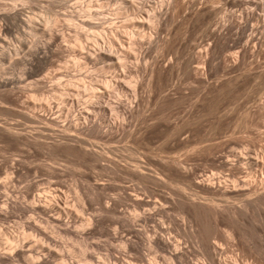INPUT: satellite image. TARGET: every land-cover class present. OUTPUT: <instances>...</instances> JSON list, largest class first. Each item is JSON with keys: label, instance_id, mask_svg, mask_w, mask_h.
Instances as JSON below:
<instances>
[{"label": "rangeland", "instance_id": "obj_1", "mask_svg": "<svg viewBox=\"0 0 264 264\" xmlns=\"http://www.w3.org/2000/svg\"><path fill=\"white\" fill-rule=\"evenodd\" d=\"M134 1H143L149 7L133 15L121 11L123 4L117 0H0V210L7 212V217L0 221V254L19 251L21 247L26 253L14 257L10 264H144L139 261L144 253L142 234L152 235L158 228L171 241L173 238L177 246L184 245L180 249L190 255L188 259L194 264L211 262L203 256L216 245L219 252L216 250L214 258L218 257L223 264L227 262L225 258L234 264H256L258 258H264V15H261L264 0H179L171 3V9L167 0ZM161 5H165V10L160 24L154 26L158 30L153 27L144 34L141 32L144 38L137 37L139 44L131 46L130 37L139 31L131 22L136 16L147 21L149 8ZM153 32H157L159 39ZM102 42H114V49L122 55L130 52L124 66L100 60L96 49ZM139 53L144 58L138 57ZM152 70L159 74L158 79H150ZM93 90L100 96L102 107L108 110L103 113L89 110L92 120L98 117L90 130L83 128L79 118L93 100ZM116 107L117 110L112 109ZM63 137L86 140L84 148H97L98 151L91 148L94 153L103 151L104 158L100 153L99 158L109 165L83 155L75 142H66ZM134 151L140 156H135ZM245 151L254 155L251 158L257 159L258 166L242 163L250 158ZM113 153L117 156L112 160ZM130 153L134 154L133 160L128 158ZM119 156L122 162L128 159V163L124 161L127 167L120 165ZM160 159L168 162L164 164ZM95 161L101 162L103 169ZM142 163L149 167L144 168ZM130 164H139L140 168L136 167L150 175L157 174L158 180L140 174L144 173L142 170L138 173L136 167L137 172L131 171ZM180 171H186L194 182L208 180L215 182L216 187L237 188L228 195L201 191ZM191 194L197 198L196 195L191 198ZM52 196L60 199L64 213L55 207L54 211L49 201ZM7 197L15 206L7 207ZM176 197L183 202L179 203ZM188 198L222 209L219 211L225 222H215L210 214L202 220L190 216ZM37 200L41 201L43 211L32 213L25 209ZM210 200L211 203L206 202ZM167 201L171 208L165 205ZM226 205L228 209L231 207L230 212L241 208L243 214L236 216L223 211L227 210ZM145 210L150 213L148 221H139L146 216ZM138 215L142 216L136 218ZM119 216L127 221L129 217L135 218L137 229L141 222L144 229L141 226L142 229L131 233L129 224ZM59 217L61 221L56 222ZM92 217L98 218L94 221ZM117 218L121 220L118 225L123 222L128 225L118 226ZM30 223L46 231L52 241L45 242L37 236L29 229ZM199 223L203 228V245L191 233ZM234 226L238 233H233V239L230 236ZM143 230L145 233H140ZM211 231L217 232L213 238ZM120 239L135 240L134 248L126 249ZM28 242L35 247L41 243L52 254L36 249L35 255H31ZM260 250L263 256L258 254ZM216 253L219 255L215 256ZM158 256L151 254L146 262L151 264L155 259L152 264H168Z\"/></svg>", "mask_w": 264, "mask_h": 264}, {"label": "bare ground", "instance_id": "obj_2", "mask_svg": "<svg viewBox=\"0 0 264 264\" xmlns=\"http://www.w3.org/2000/svg\"><path fill=\"white\" fill-rule=\"evenodd\" d=\"M117 1H120V3H121V5H122V8H121V11H124V12H127V14L128 13H132L133 15H135L138 11H140V9H142V8H148L149 6H146V3H137L136 1H134V0H117ZM178 1L179 0H167V4L168 3H170L169 4V6H168V8L169 9H171V7L173 6V5H171V3L173 4V3H178ZM147 2V1H146ZM187 2V1H186ZM263 3H264V1H262ZM166 3V2H165ZM262 3V4H263ZM167 4H165V5H167ZM214 4V3H213ZM165 5H161L160 7L158 6L157 8H149L150 9V14L148 15V20L146 21L145 20V18H144V20L142 19V17H138V19H137V16L135 17L136 18V20H135V18H134V20L131 22V23H133V27L134 28H136L137 30H139L138 32H135L134 34H133V36L132 37H130V45L131 46H135V45H138L139 43L137 42V37H143L144 38V36H142L140 33L142 32V34H144V33H146L147 31H149L150 29H152L154 26H156V25H158V23H159V20H161L160 18L161 17H163L162 16V14H164L163 13V11L165 10ZM171 6V7H170ZM167 7V6H166ZM261 7L262 8H264V5H261ZM174 9V8H173ZM196 9V8H195ZM199 9H201V8H199ZM177 9H174V11H176ZM148 11V10H147ZM166 12V11H165ZM169 12V11H168ZM167 12V13H168ZM244 12V11H243ZM246 12V11H245ZM264 12V11H263ZM262 12V13H263ZM139 13V12H138ZM147 13V12H146ZM170 13V12H169ZM176 13V12H175ZM216 13V12H215ZM242 13V12H241ZM247 13H248V11H247ZM140 14V13H139ZM148 14V13H147ZM205 14V13H204ZM2 15V14H1ZM0 15V16H1ZM4 15V14H3ZM14 15V14H13ZM166 15H168V14H166ZM252 15V14H251ZM261 15H264V14H261ZM9 16V15H8ZM247 20H250L251 19V17L249 16V13L247 14ZM4 17H5V15H4ZM3 17V18H4ZM214 17H216V15L214 16ZM242 17V16H241ZM166 19V18H165ZM214 19V18H213ZM25 21V20H24ZM28 21V20H27ZM86 21V20H85ZM84 21V22H85ZM163 22H164V20H162ZM4 22V21H3ZM30 22V21H29ZM83 22V21H82ZM162 22V23H163ZM211 22H213V21H211ZM211 22H209L210 23V25H211ZM5 23V22H4ZM81 23V22H80ZM86 24L88 23V22H85ZM29 24H31V23H29ZM160 24V23H159ZM88 25V24H87ZM90 25V24H89ZM9 26V25H8ZM81 26H82V23H81ZM162 26V25H161ZM226 27V26H225ZM232 27V26H231ZM243 27V26H242ZM6 28V27H5ZM133 28V29H134ZM154 28H156L157 29V27H154ZM240 28V27H239ZM213 29V28H212ZM224 29V28H223ZM222 29V30H223ZM251 29H253L252 27H251ZM155 30V29H154ZM158 30V29H157ZM48 31H49V28H48ZM47 31V32H48ZM169 31V30H168ZM252 31V30H251ZM250 31V32H251ZM132 32V31H131ZM219 32V31H218ZM255 32V31H254ZM156 34L157 32H153V34ZM244 33V32H243ZM262 33V32H261ZM148 34H150V33H148ZM152 34V33H151ZM150 34V35H151ZM252 34V33H251ZM251 34H248V35H251ZM256 34H257V32H256ZM220 35V34H219ZM247 35V36H248ZM253 35H254V33H253ZM152 36H154V35H152ZM156 36L157 37H155V38H158V35L156 34ZM258 36V35H257ZM260 36V35H259ZM114 38H115V36H113ZM117 37V36H116ZM147 35H146V39H147ZM238 37V36H237ZM249 37V36H248ZM247 37V38H248ZM253 37H255V36H253ZM259 38V37H258ZM113 39V38H112ZM149 39H152V37L150 38V36H149ZM159 39V38H158ZM162 39H164V38H162ZM168 38H166V40H167ZM170 39V38H169ZM250 39H251V37H250ZM260 39V38H259ZM154 40V39H153ZM114 41V40H113ZM250 41V40H249ZM161 42V41H160ZM165 42V41H164ZM167 42V41H166ZM169 42H171V41H169ZM114 43V42H113ZM113 43H104V42H102V43H99V45L97 46V52H98V54H99V57H100V60H105V61H107V62H110V63H114L115 65H119V66H124L123 64H125L124 63V61H125V59L127 58V56L130 54V52H126V54L125 55H122L123 53H120V51L119 50H117V49H114V47H113ZM245 43H248V41L246 42L245 41ZM24 44V43H23ZM152 44V43H151ZM164 44V47L166 46L165 44L166 43H163ZM162 44V45H163ZM168 44V43H167ZM149 45V44H148ZM159 45H161V43L159 44ZM157 46V45H156ZM242 46L244 47V45L242 44ZM27 47V46H26ZM153 47V46H152ZM158 47V46H157ZM230 47H232V46H230ZM28 48V47H27ZM133 48V47H132ZM156 48V47H155ZM158 48H161V47H158ZM163 48V47H162ZM38 49V48H37ZM143 49V48H142ZM164 49V48H163ZM166 49V48H165ZM199 49V48H198ZM197 49V50H198ZM160 50V49H159ZM162 50V49H161ZM160 50V51H161ZM39 51V50H38ZM131 51H133V50H131ZM135 51V50H134ZM147 52H148V50H146ZM150 51V50H149ZM199 51V50H198ZM161 52H164V51H161ZM145 53V52H144ZM143 53V54H144ZM201 53V52H200ZM146 54V53H145ZM164 54V53H163ZM207 54V53H206ZM34 54L32 53V56H33ZM139 56L138 57H141L140 56V53L138 54ZM35 56V55H34ZM158 56V55H157ZM202 56V55H201ZM143 57V56H142ZM141 57V58H142ZM144 58V57H143ZM154 58V57H153ZM128 59V58H127ZM140 59V58H139ZM155 60V59H154ZM157 60V59H156ZM170 61H171V59H170ZM218 61V60H217ZM154 62V61H153ZM157 62H158V60H157ZM155 64V63H154ZM156 64H158V63H156ZM153 66H155V65H153ZM152 66V67H153ZM192 66H195V65H193L192 64ZM201 66V65H200ZM203 67V66H202ZM155 67H153L152 69H154ZM199 68L197 67V70H198ZM151 70V69H150ZM171 74V73H170ZM151 75H152V77L150 78L151 80H152V78H155V79H158V77H159V74L158 73H156V72H153V70H152V73H151ZM206 76V75H205ZM149 79V80H150ZM118 82H119V80H118ZM176 83H174V85H175ZM147 85H149V84H147ZM109 86V85H108ZM107 86V87H108ZM123 87V86H122ZM148 87V86H147ZM150 87V86H149ZM151 89H152V87H151ZM85 90V89H84ZM95 90V89H94ZM93 90V91H94ZM106 90V89H105ZM96 91V90H95ZM91 92L92 94H93V97H92V99L93 100H91L90 102H88V106H87V110H86V112H84L83 113V115H81V117L79 118V120H81L82 121V124H83V128L85 127V128H88V129H92L93 128V126H95L96 125V120L98 119V117H97V119H95V121L94 120H92V115H91V113L89 112V110H92V112H95V111H98V112H106L107 110H108V108H104V107H102V104H101V101L99 100V97L100 96H97V91L96 92ZM135 94V93H134ZM91 99V98H90ZM89 101V100H88ZM86 105H87V102L85 103ZM113 110H117V107L116 108H112ZM111 109V110H112ZM97 113V112H96ZM93 116H94V113H93ZM117 116H119V115H117ZM95 117V118H96ZM120 117V116H119ZM125 117V116H124ZM121 118L123 119V116L121 115ZM121 119V123L123 122V120ZM133 119V118H132ZM114 120V119H113ZM119 120V119H118ZM120 121V120H119ZM126 121V120H125ZM124 121V122H125ZM80 122V121H79ZM113 122V121H112ZM117 122V121H116ZM113 123H115V122H113ZM100 124V123H99ZM81 125V124H80ZM109 125L111 126V124H108V127H109ZM112 125H114V124H112ZM118 125H119V123H118ZM99 126V125H98ZM101 126V125H100ZM115 126V125H114ZM113 126V127H114ZM123 125H121V127H122ZM119 127V126H118ZM82 128V129H83ZM104 128V127H103ZM99 129V128H98ZM112 129V128H111ZM85 130V129H84ZM97 130V129H96ZM102 130V129H101ZM100 130H98V132H99ZM103 131V130H102ZM106 131H108V130H106ZM128 132V131H127ZM132 133V135H133V132H131ZM66 135H69V134H67V133H65ZM64 134V136H66ZM102 134V133H101ZM105 134V133H104ZM111 134V133H110ZM116 134V133H115ZM15 136L17 135V133L16 134H14ZM126 135V134H125ZM124 135V136H125ZM128 135V134H127ZM129 135H130V133H129ZM62 136V135H61ZM71 136V135H70ZM72 136H74V135H72ZM122 136V135H121ZM131 136V135H130ZM189 136V135H188ZM19 137V136H18ZM75 137V136H74ZM126 137V136H125ZM129 137V136H128ZM132 137V136H131ZM171 137V136H170ZM127 138V137H126ZM184 138V137H183ZM183 138H182V140H183ZM63 139L67 142V140H68V142L69 143H71V142H75L79 147L78 148H80V151L82 152V154L83 155H86V156H93V157H95L96 159L97 158H99V156L101 157V155H99V153L98 152H92L93 150L92 149H96L97 151H98V149L97 148H93V147H91V145L89 146V147H91L90 148V150H88V149H86V148H84V146H85V141H83V140H81V139H79V138H73V137H63ZM61 141V140H60ZM71 141V142H70ZM62 142V141H61ZM59 144H61V143H59ZM88 144H90V142L88 141ZM93 144H94V142H93ZM88 146V145H87ZM88 148V147H87ZM92 150V151H91ZM100 150H102V149H100ZM105 150V149H104ZM113 150V149H112ZM116 150V149H115ZM194 151H196V150H194ZM193 151V152H194ZM103 151H101V153L100 154H102V157L104 158V156H103V153H102ZM104 152H106V151H104ZM109 152V151H108ZM107 152V153H108ZM112 152V151H111ZM111 152H109V153H111ZM116 152V151H115ZM136 152L137 151H134V154H136ZM234 152V151H233ZM233 152H232V154H233ZM238 152V151H237ZM237 152H236V154H237ZM246 152V151H245ZM97 153V154H96ZM120 153V152H119ZM133 153V152H132ZM230 153H231V151H230ZM239 153H241V152H239ZM247 153H248V151L246 152V155L245 156H247ZM106 153H104V155H105ZM131 154V153H130ZM134 154L132 155L131 154V156L130 157H128L129 159L132 157V156H134ZM144 154V153H143ZM177 154V153H176ZM250 153H248V155H249ZM258 154V153H257ZM256 154V155H257ZM107 156H108V154H106ZM110 155V154H109ZM138 154H136L135 156H137ZM240 155V154H239ZM242 155H243V153H242ZM111 157H112V155H110ZM110 156H108L109 158H111ZM115 156V154L113 153V157ZM117 156V155H116ZM116 156H115V158H112V160L113 159H116ZM129 156V155H128ZM138 156H140V153H139V155ZM142 156V155H141ZM157 156V155H156ZM164 156V155H163ZM174 156V155H173ZM177 156H178V154H177ZM228 156H230V155H228ZM237 156H238V154H237ZM250 156V155H249ZM248 156V157H249ZM254 156V155H253ZM253 156H250V158H248V157H246V158H248V161H245V162H242L243 164L245 163L246 164V162L248 163V165L249 166H251V167H256V166H258L259 164H258V162H257V159L255 160V159H253L254 157ZM106 157V156H105ZM120 158V161H121V158H122V156H119ZM151 157H152V155H151ZM175 157V156H174ZM179 157H180V155H179ZM234 157V156H233ZM233 157H232V160L235 162L236 161V159L234 160L233 159ZM236 157V156H235ZM234 157V158H235ZM241 157V156H240ZM251 157H253V158H251ZM256 157V156H255ZM141 158V157H140ZM154 159H155V161H156V159H158L157 157L155 158V157H153ZM100 159V158H99ZM99 159H97V160H99ZM119 159H117L118 161V163L120 162L119 161ZM123 159V158H122ZM132 160H133V157L131 158ZM134 159H137L136 157L134 158ZM139 159V158H138ZM137 159V160H138ZM143 159V158H142ZM141 159V160H142ZM100 160H102V159H100ZM99 160V161H100ZM104 160V159H103ZM102 160V161H103ZM109 160V159H108ZM128 160V159H127ZM126 159H124V161H125V163H128V161H127ZM137 160H134L135 161V163L137 162ZM140 160V159H139ZM138 160V161H139ZM159 160V159H158ZM163 160V159H162ZM161 159H160V161H162ZM229 160V159H228ZM227 160V161H228ZM230 160H231V158H230ZM229 160V161H230ZM231 160V161H232ZM106 161V160H105ZM116 161V160H115ZM115 161H112V162H115ZM124 161L122 162H120V165H123V164H125L124 163ZM127 161V162H126ZM144 161V160H143ZM142 161V162H143ZM228 161V162H229ZM240 161V160H239ZM260 161V160H259ZM96 162V161H95ZM111 162V161H110ZM130 162V161H129ZM145 162V161H144ZM163 162V161H162ZM164 162L166 163V162H168L167 160H164ZM163 162V163H164ZM180 162V161H179ZM179 162H177V163H179ZM227 162V163H228ZM93 163V162H92ZM97 163V162H96ZM99 163V165L101 164V162H98ZM97 163V164H98ZM102 163H104V161L102 162ZM121 163H123V164H121ZM131 164L133 163L134 164V162L132 161V162H130ZM164 163V164H165ZM172 163V162H171ZM176 163V164H177ZM242 163H240V164H242ZM91 164V163H90ZM94 164V163H93ZM92 164V165H93ZM96 164V165H97ZM107 165V162H105L104 163V165ZM129 165V166H131L130 168H131V171H135V169L137 168L136 166H138L139 164H136L135 166L134 165ZM146 164V163H145ZM242 164V165H243ZM102 165V164H101ZM100 165V166H101ZM108 165H109V163H108ZM107 165V166H108ZM111 165V164H110ZM117 165V164H116ZM128 165V164H127ZM127 165L125 164V166L127 167ZM142 165H143V163H142ZM178 165V164H177ZM90 166V165H89ZM124 166V165H123ZM124 166V167H125ZM133 166H134V168H133ZM141 166V165H140ZM148 166V164H146V165H143V167L144 168H146V167ZM151 166V165H150ZM180 167H181V165H179ZM245 166V165H244ZM92 167V166H91ZM94 167V166H93ZM102 167V166H101ZM110 167V166H109ZM114 167V166H113ZM136 167V168H135ZM142 167V166H141ZM149 167V166H148ZM175 167H176V165H175ZM178 167V166H177ZM183 167H184V165H183ZM132 168L134 169V170H132ZM138 168H140L139 166H138ZM137 168V171L139 170ZM151 168V167H150ZM149 168V169H150ZM179 168V167H178ZM185 169H186V167H184ZM102 169H103V167H102ZM117 169V168H116ZM116 169H115V171H116ZM123 169V168H122ZM147 169V168H146ZM181 169V168H180ZM184 169V170H185ZM257 169V168H256ZM107 170V169H106ZM105 170V171H106ZM127 170H129V169H127ZM126 170V171H127ZM140 170H142V169H140ZM138 171V173L139 172H144V173H140V174H146V175H150V174H148L147 172H146V170L144 171V170H142V171ZM188 169H186V171H187ZM108 171H112V169L110 170H107L106 172H108ZM119 171V170H118ZM137 171H135V172H137ZM150 171H152V169H150ZM186 171H184V172H186ZM113 172V171H112ZM146 172V173H145ZM181 172V171H180ZM184 172H181V174L183 175V176H185L186 178H188L190 181H191V183L193 184V186H195V188H197V189H199V190H201V191H208V192H219V193H221V194H223V195H228V194H231L234 190H235V188H237V187H235L234 188V190H232L231 189V187L230 188H228V187H216L215 185H214V183L212 184L211 182H213V181H211V182H209L208 180H202V181H199L198 180V178H197V180L198 181H193L186 173H184ZM188 172V171H187ZM137 173V174H138ZM117 174H118V172H117ZM155 174H156V172H155ZM142 176V175H141ZM150 176H155L154 178H157L156 176H157V174L156 175H154V173L153 174H151ZM160 176V175H159ZM158 176V177H159ZM143 177V176H142ZM162 176H160V178H161ZM206 177H208V176H206ZM211 177H212V175H211ZM214 177H216V176H214ZM132 178V177H131ZM148 178V177H147ZM203 178V177H202ZM213 178V177H212ZM218 178V177H217ZM162 179H163V177H162ZM161 179V180H162ZM196 179V178H195ZM194 179V180H195ZM206 179V178H205ZM215 179V178H214ZM219 179V178H218ZM157 180H158V178H157ZM160 179H159V181H161ZM201 180V179H200ZM221 181H222V179H220ZM151 181H153V179L151 180ZM162 181H164V180H162ZM161 181V182H162ZM215 181V180H214ZM10 182V181H9ZM220 182V181H219ZM222 182H224V181H222ZM228 182V181H227ZM227 182H224V183H227ZM238 182V181H237ZM245 182H246V180H245ZM245 182H243V183H245ZM251 182V181H250ZM159 183V182H158ZM163 183H166L165 181L163 182ZM236 183V182H235ZM156 184V183H155ZM177 184V183H176ZM219 184V183H218ZM221 184V183H220ZM220 184L218 185V186H220ZM236 184H238V183H236ZM241 184V183H240ZM246 184V183H245ZM157 185V184H156ZM187 185V184H186ZM190 185V184H189ZM222 185V184H221ZM228 185V184H227ZM243 185V184H242ZM2 186H3V183H2ZM5 187H4V189L6 188L7 189V184H5L4 185ZM188 186V185H187ZM238 186V185H237ZM0 187H1V185H0ZM146 187V186H145ZM144 187V188H145ZM179 187H181V186H179ZM183 187H184V185H183ZM238 187H240V185L238 186ZM245 187V186H244ZM243 187V188H244ZM247 187V186H246ZM144 188H142V189H144ZM190 188V187H189ZM95 189V188H94ZM170 189H171V187H170ZM173 189V188H172ZM184 189H186V188H184ZM240 189H242V188H240ZM93 190V189H92ZM182 191H183V189H181ZM186 190H188V189H186ZM186 190H184V192L186 191ZM192 190V193H194L193 192V188L191 189ZM238 190V189H237ZM143 191V190H142ZM168 191V190H167ZM190 191V190H189ZM195 191V190H194ZM197 191V193H198V190H196ZM191 192V191H190ZM238 192V191H237ZM187 193V192H186ZM196 193V192H195ZM263 194H264V192H263ZM133 195V194H132ZM135 195V194H134ZM169 195V194H168ZM168 195L166 196V197H168ZM192 195V194H191ZM191 195H186V196H191ZM194 195H196V194H193L192 196H191V198L194 196ZM8 196V195H7ZM131 196V195H130ZM181 196V195H180ZM233 196V195H232ZM49 198H50V196H48ZM138 197V196H137ZM148 197V196H147ZM169 197H172V196H169ZM182 197V196H181ZM194 197H196L197 198V195L196 196H194ZM194 197H193V199H194ZM229 197V196H228ZM257 197H259V196H257ZM140 198V197H139ZM173 198V197H172ZM190 198V199H191ZM226 198V197H225ZM263 198V197H262ZM39 199V198H38ZM47 199V198H46ZM136 199V198H135ZM179 200V203L180 202H183V200H181L180 201V198H178V197H176V200ZM183 199V198H182ZM189 198H188V200H190ZM132 200V199H131ZM144 200V199H143ZM142 200V201H143ZM259 200V199H258ZM49 201H51V205L53 206V209H54V211H55V208L57 209V210H59V213H64V210L60 207L61 206V201H60V199H58L57 197H54V196H52L51 197V200H49ZM136 201V200H135ZM137 201H138V198H137ZM146 202H148L147 200H145ZM153 201V200H152ZM156 201V200H155ZM173 201V200H172ZM211 201L212 200H210V201H206V202H209V203H211ZM260 201V200H259ZM38 202V203H37ZM41 201L40 200H37L36 202H34L31 206L29 205V206H27L25 209L27 210V211H29V212H32V213H35V212H41V211H43L42 210V208H41V206H40V203ZM48 202V201H47ZM111 202H112V200H111ZM114 202H118V201H114ZM122 202V201H121ZM151 202V201H150ZM156 202H159V201H156ZM155 202V203H156ZM185 202H187L188 203V201H185ZM184 202V203H185ZM262 202V201H261ZM6 205H7V207H11L15 202L13 201V200H10V197H7L6 198ZM50 202H48V204H49ZM133 203V202H132ZM154 203V202H153ZM153 203H151L152 204V206H154L153 205ZM161 203V202H160ZM175 203V202H174ZM176 203H177V201H176ZM178 203V204H179ZM184 203H181L182 204V206H183V204ZM187 203H185L186 205H187ZM249 203V202H248ZM251 203V202H250ZM249 203V204H250ZM258 203H260V202H258ZM134 204V203H133ZM137 204V203H136ZM144 204H148V203H144ZM189 206H190V208L189 209H187V213L190 215V216H193V217H196V218H198V220L200 219V220H202V219H204V215H206V214H208L207 216H210L211 215V217H213V219H214V221L215 222H219V223H223V222H225V218H224V215L222 214V209H219V210H221V211H219L218 210V208L217 209H215V207L213 208V205L211 204V205H207V206H209V207H207V206H205L207 203H205V205L204 204H202V203H200V202H198V201H196V200H190V202H189ZM213 204H215L214 203V201H213ZM217 204V203H216ZM215 204V205H216ZM251 204H253V203H251ZM250 204V205H251ZM28 205V204H27ZM50 205V204H49ZM115 205H116V203H115ZM140 205V204H139ZM138 205V206H139ZM155 205H158V204H155ZM165 205H168V201H167V204H165ZM176 205V204H175ZM13 206H15V205H13ZM12 206V207H13ZM17 206V205H16ZM51 206V207H52ZM110 206V205H109ZM135 206V205H134ZM144 206V205H143ZM150 206V205H149ZM170 208L172 207V206H170V205H168ZM210 206L213 208V209H210ZM219 206V205H218ZM227 206V205H226ZM229 206V205H228ZM228 206H227V210H224V208L223 207H221V208H223V211H229V209L231 208H229L228 209ZM249 206V205H248ZM55 207V208H54ZM135 207H137V205L135 206ZM151 207V206H150ZM155 207V206H154ZM163 207V206H162ZM166 207V206H165ZM216 207H217V205H216ZM50 208V207H49ZM107 208H108V206H107ZM138 208V207H137ZM136 208V209H137ZM147 207H145V209H146ZM156 208V207H155ZM161 208V207H160ZM168 208V207H167ZM166 208V209H167ZM220 208V207H219ZM235 208V207H234ZM12 209V208H11ZM15 209V208H14ZM44 209V208H43ZM109 209V208H108ZM107 209V211H110L111 210V208H110V210H108ZM135 209V210H136ZM150 209V208H149ZM153 209V208H152ZM151 209V210H152ZM157 209H159V208H157ZM162 209H164V208H161L160 210H162ZM182 209V208H181ZM4 210V209H3ZM46 210V209H45ZM115 210L117 211V209L115 208ZM115 210H114V212H115ZM147 210V209H146ZM145 210V211H146ZM165 210V209H164ZM231 210H234L233 208L231 209ZM241 208L240 209H235L233 212L231 211H229V214L231 213V214H234V215H236V216H239L240 214H243V213H241ZM66 211V210H65ZM137 211H138V209H137ZM155 211H156V209H155ZM155 211L153 210V213H155ZM113 212V213H114ZM118 212H120V211H118ZM148 211H146L145 213L146 214H144V215H146V216H143L139 221H143V222H145V221H148V219H149V217H148V215H150V213L148 214L147 213ZM183 212H184V208H183ZM244 212V211H243ZM43 213V212H42ZM45 213V212H44ZM56 213V212H55ZM67 213V212H66ZM143 213V212H142ZM159 213H161V212H159ZM158 213V215H160ZM165 213H168V212H166V210H165ZM224 214H225V212H223ZM226 213H228V212H226ZM37 214H39V213H37ZM41 214V213H40ZM136 214V213H135ZM152 214V213H151ZM156 215H157V212L155 213ZM186 214V213H185ZM184 214V215H185ZM210 214V215H209ZM228 214V215H229ZM60 215V214H59ZM68 215V214H67ZM115 215V214H114ZM153 215V214H152ZM167 215V214H166ZM122 216H124V215H122ZM120 217V219L122 218V220H123V217ZM134 216V215H133ZM137 216V215H136ZM142 216V215H141ZM140 216V217H141ZM160 216H163L162 214L160 215ZM168 216V215H167ZM187 216V215H186ZM241 216V215H240ZM7 217V212L6 211H1L0 210V221H2V220H4L5 218ZM117 217V216H116ZM139 217V215H138V217H136V218H140ZM154 217H155V215H154ZM243 217V216H242ZM92 218H94V221H95V218H98V217H92ZM91 218V219H92ZM101 218V217H100ZM126 217H124V219H125ZM153 218V217H152ZM165 218H167V217H165ZM169 216H168V220H169ZM205 218H207V217H205ZM234 218V217H233ZM55 219V218H54ZM102 220L104 219V218H101ZM120 219H116V220H119V221H116V224L118 225V222H120L121 220ZM129 220H130V217L128 218ZM133 219V218H132ZM158 219V218H157ZM157 219L155 220L156 222H157ZM163 219V218H162ZM184 219V218H183ZM211 218L209 217V220H210ZM56 220V222H60L61 221V217H59V218H57V219H55ZM105 220V219H104ZM127 221V218H126V220H123L124 222H127L128 224H129V226H127V225H124V222H123V224H120V225H122V227H123V225H124V227H126L127 226V228L129 227V229L130 230H128V231H130L131 233H134V232H136V230H139L140 228H141V226H142V222H141V226H139V229H137L138 227H136V224H138V223H136V222H138L135 218L133 219V220H130V221ZM150 220H151V216H150ZM172 219L170 218V221H171ZM188 220V219H187ZM186 220V221H187ZM190 220V219H189ZM89 221H90V219H89ZM88 221V222H89ZM97 221H98V219H97ZM96 221V222H97ZM100 221V220H99ZM161 221V220H160ZM167 221V220H166ZM196 221V220H195ZM32 222V221H31ZM91 222V221H90ZM154 222V221H153ZM188 222V221H187ZM85 223H87V222H85ZM94 222H92V224H93ZM99 223V222H98ZM147 223V222H146ZM145 223V224H146ZM164 223V222H163ZM171 223V222H170ZM190 223L192 224V226H193V223H192V221H190ZM197 223V222H196ZM195 223V224H196ZM201 223V222H200ZM199 223V224H200ZM212 223V222H211ZM28 224V223H27ZM91 224V223H90ZM148 224H150V222L148 223ZM152 225H153V223H151ZM150 224V225H151ZM178 224V223H177ZM217 224V223H216ZM88 225V224H87ZM94 225V224H93ZM92 225V226H93ZM120 225H118V226H120ZM150 225H148V227L150 226ZM154 225H155V223H154ZM153 225V226H154ZM161 225V224H160ZM218 225V224H217ZM238 225V224H237ZM146 226V225H145ZM156 226H157V223H156ZM180 227H181V225H179ZM192 226H190V227H192ZM211 226H213L212 224H211ZM28 227H29V229H31L34 233H36L37 234V236H40V238H42L45 242H51L52 241V239L50 238V236L46 233V231H44L43 229H41L38 225H36V224H29L28 225ZM28 227H27V229H28ZM68 227V226H67ZM66 227V228H67ZM136 227V228H135ZM148 227H147V229H148ZM152 226H150V228H151ZM178 227V226H177ZM198 228L195 230V228L194 229H192V230H194V232H191V233H193V237L192 238H194V240H197L198 242H200L201 243V245H203L202 244V242L204 241V238H203V234H202V226H201V224H200V226H197ZM142 228H143V226H142ZM141 228V229H142ZM162 228V227H161ZM164 228V227H163ZM184 228L186 229V227L184 226ZM70 229V228H69ZM86 229V228H85ZM126 229V228H125ZM125 229L123 228V230L125 231ZM144 229V228H143ZM156 229V228H155ZM159 229V228H158ZM158 229H157V231L156 232H152V235H149L148 236V234H147V236H144V234H142V236L145 238V240L143 241V239H142V237H141V240H142V242H144L143 243V245H144V249H142V251H144V253H141V258H139V257H137L136 258V256H134L136 259H140L139 261H141L142 263H144L145 264V262L147 261L146 260V258L148 257V256H150L151 254H159V256H158V258H162V259H165L166 261H167V263L168 264H194V263H192L188 258H189V256L190 255H186V253H185V251L184 250H182V249H180V247L182 246V244H180L181 246H177L176 244V242H175V240H174V242L176 243V244H174V242H173V238H172V241H171V238L170 237H168V236H166L165 235V232L162 230V231H159L158 232ZM166 229V228H165ZM164 229V230H165ZM169 229V228H168ZM181 229H183L182 227H181ZM217 229V228H216ZM66 230V229H65ZM88 230V229H87ZM121 230V229H120ZM127 230V229H126ZM149 230V229H148ZM151 230V229H150ZM160 230V229H159ZM178 230H180V229H178ZM67 231V230H66ZM69 231V230H68ZM142 231V230H141ZM140 231V233H145V231L144 232H141ZM181 231V230H180ZM183 231V230H182ZM213 231V230H212ZM211 231V232H212ZM217 231V230H216ZM71 232V231H70ZM85 232H87V231H85ZM147 232V231H146ZM150 232V231H149ZM162 232H164V233H162ZM214 232V231H213ZM212 232V233H213ZM232 233V235L230 236V237H232L234 234H237L238 233V229H237V227H233L232 228V231H231ZM88 233V232H87ZM121 233H123V232H121ZM138 233V236L140 237V233L139 232H137ZM137 233H135V236H136V234ZM166 233H168V232H166ZM217 232H215V234H216ZM234 233V234H233ZM82 234H83V232H82ZM85 234V233H84ZM118 234H120V232L118 233ZM125 233H123L122 235H124ZM149 234H151V233H149ZM180 234V233H179ZM215 234L213 233V235L212 234H210V236H211V238H213L212 236H214L215 237ZM241 234V233H240ZM126 235V234H125ZM167 235H169V234H167ZM192 235V234H191ZM218 235V234H217ZM112 236V235H111ZM117 236V235H116ZM121 236V235H120ZM170 236V235H169ZM209 236V237H210ZM121 237H123V236H121ZM126 236H124V238H125ZM129 237V236H128ZM127 237V238H128ZM131 238H132V235L130 236ZM137 238V237H136ZM217 238V237H216ZM233 238V237H232ZM231 238V239H232ZM254 238V237H253ZM117 239V238H116ZM234 239V238H233ZM134 240V239H133ZM208 240H210V238L208 239ZM42 241V240H41ZM43 241V242H44ZM120 241H121V244L126 248V249H133L134 247H133V245L135 244V243H133L132 244V242H134V241H132L131 239H129V240H123V239H120ZM196 241V242H197ZM227 241V240H226ZM234 241V240H233ZM250 241V240H249ZM252 241H254V240H252ZM136 242H138V241H136ZM179 242V241H178ZM230 242V241H229ZM22 243V242H21ZM206 243V242H205ZM26 244H28L30 247H28V248H30V250L28 251V249H26L28 252H29V254H33L34 253V255H35V251H36V249L38 250H41L42 252H45L46 254H52V250H50L49 249V247H45V246H43V245H40V244H38L39 246L37 247H35V246H32V245H30L29 244V242L28 243H26ZM43 244V243H42ZM139 244V243H138ZM140 244H142L141 242H140ZM207 244V243H206ZM205 244V245H206ZM208 244L210 245V244H212V243H210V242H208ZM250 244V243H249ZM49 245H50V243H49ZM142 245V246H143ZM214 245V244H213ZM23 246H25V244L23 245ZM139 246V245H138ZM141 246V247H142ZM184 246V245H183ZM183 246H182V248H183ZM187 246V245H186ZM141 247H140V249H141ZM203 247V246H202ZM207 247V246H206ZM216 247H217V245H216ZM215 246L212 248L213 250H214V252H212L213 250H206V249H202L204 252H205V250L207 251V254L211 257L210 259L209 258H207L208 257V255L206 254V252H205V254L207 255H204L203 257H206L205 259H207L206 261H208V260H211V262H209L208 261V264L210 263V264H221L222 262H220L219 261V259H215L214 258V254H215V252H216V250L218 251V249L216 248ZM252 247V246H251ZM21 248H23L24 249V247H21ZM20 248V249H21ZM135 248H137V244H136V246H135ZM139 248V247H138ZM137 248V249H138ZM188 248V247H187ZM19 249V251H15V252H12V253H9V254H0V263L1 262H6V264H7V262H9L8 264H10V263H12L13 261H15V259H13L14 257H21V256H25V252L23 251H21ZM185 250H186V252H187V249L186 248H184ZM221 249V248H220ZM257 249V248H256ZM18 250V249H17ZM124 250V249H123ZM127 250V251H128ZM126 251V253H128ZM139 251V250H138ZM257 251L258 250H256V254H257ZM124 252H125V250H124ZM134 252V251H133ZM132 251L131 252H129V253H133ZM189 252V251H188ZM219 252V251H218ZM222 252V251H221ZM221 252H220V254H221ZM252 252V251H251ZM255 252V251H254ZM260 252H261V250H260ZM253 253V252H252ZM263 252H261V253H258V254H261V256H263V254H262ZM37 254H39V253H37ZM136 255L137 253H133V255ZM190 254V253H189ZM217 254V253H216ZM219 255V253L217 254V255H215V256H218ZM137 256H139V254L137 255ZM213 257V258H212ZM220 257H222V256H219V258ZM259 257H260V255H259ZM134 258V259H135ZM149 258V257H148ZM257 258H258V256H257ZM261 258H263V257H261ZM257 259L256 260V264H264V258L263 259ZM39 259V258H38ZM220 259H224L223 257L222 258H220ZM42 260V259H41ZM155 260V259H154ZM153 260V261H154ZM95 261V260H94ZM153 261H152V263H153ZM202 261V260H201ZM225 261H227V262H225V264H234V263H232V262H230V261H228V260H226V258H225ZM233 261V260H232ZM236 261V260H235ZM134 262V261H133ZM150 262V261H149ZM149 262H146V264L148 263L149 264ZM42 263V262H41ZM69 263V262H68ZM136 263V262H135ZM151 263V264H152ZM201 263V262H200ZM199 263V264H200ZM224 263V262H223ZM222 263V264H223ZM29 264V263H28ZM34 264H36V263H34ZM40 264V263H39ZM154 264H156V263H154ZM206 264H207V262H206ZM247 264V263H246Z\"/></svg>", "mask_w": 264, "mask_h": 264}]
</instances>
